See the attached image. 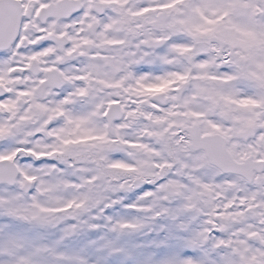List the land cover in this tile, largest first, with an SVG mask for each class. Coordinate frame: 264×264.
<instances>
[{"label":"snow or ice","instance_id":"snow-or-ice-1","mask_svg":"<svg viewBox=\"0 0 264 264\" xmlns=\"http://www.w3.org/2000/svg\"><path fill=\"white\" fill-rule=\"evenodd\" d=\"M0 264H264V0H0Z\"/></svg>","mask_w":264,"mask_h":264}]
</instances>
